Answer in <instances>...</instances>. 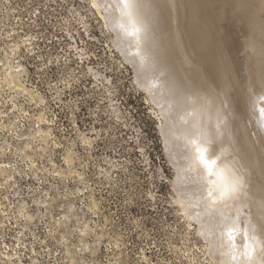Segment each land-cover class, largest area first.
Masks as SVG:
<instances>
[{"label":"rangeland","instance_id":"obj_1","mask_svg":"<svg viewBox=\"0 0 264 264\" xmlns=\"http://www.w3.org/2000/svg\"><path fill=\"white\" fill-rule=\"evenodd\" d=\"M167 1L169 25H179L177 32L171 27L182 47L178 59L187 57L180 63L192 69L198 82L197 72H202L199 84L213 94H206L210 119L201 120L199 151L205 159L215 153L236 169L232 189L210 181L212 173L193 156L198 141L186 148L188 137L177 145L165 140L160 102L144 90L148 80L138 76L139 67L124 49L128 43L133 51L137 41L116 0H0V264H224L217 237L234 232V225L237 230L245 226L246 212L257 216L255 202L246 200L245 182L230 162V150L220 147L231 136L232 149L238 148L244 158L247 142L240 130L247 127L258 157L255 165L260 166L255 171L260 168L264 177V146H259L264 145V118L259 114L264 107V0H193L195 5L190 0ZM112 20L118 21L122 39ZM194 35L211 38L216 50L210 47V60L194 47ZM127 37L132 41L125 42ZM211 56L222 57L219 68L236 77L219 69ZM210 64L218 69L211 73ZM206 79L208 85L203 84ZM213 96L217 100L212 104ZM206 142L213 154L203 146ZM190 166L196 167L194 181L181 179L178 168L187 171ZM186 198L197 200L192 201L194 209H207L208 220L212 216V235L201 229L197 214L192 217L190 211L195 210L185 208Z\"/></svg>","mask_w":264,"mask_h":264},{"label":"bare ground","instance_id":"obj_2","mask_svg":"<svg viewBox=\"0 0 264 264\" xmlns=\"http://www.w3.org/2000/svg\"><path fill=\"white\" fill-rule=\"evenodd\" d=\"M179 1V0H178ZM189 1V0H188ZM187 1V2H188ZM190 1H192L193 2V0H190ZM246 1V0H245ZM253 1V0H252ZM116 2L118 3V4H120V6L122 7L123 6V10H124V12L126 13V16H127V18L130 20V27L134 30V34H135V37H136V46L133 48V51H129V50H131V48H132V45L130 44H126L125 43V48L124 49H126V51H128V55H130V57L133 59L132 61H135L136 62V64L135 65H137V67H139V68H137L138 69V72H137V74H138V76L139 77H146V79L148 80L147 82L148 83H145V85H144V87L143 88H145L144 90H146L148 93H151L150 95H152L157 101H155V102H160V107H161V109H163V113H162V117H163V123L161 124V127H160V129H161V133H163V136H164V138H165V140L166 141H168V143L170 142H172V144H174V145H177V144H180V141H182L183 139H184V137L186 138V137H188V138H186V139H189L190 140V145L189 144H187V147L186 148H188L189 146V148H191V145H192V143H194V141L196 140V141H198V145H194V146H192L193 147V149L196 151L195 153H194V155L193 156H195L197 159H198V161H200L201 162V155H203V154H201L200 153V147H202V144L200 143L201 142V140H200V137H201V134H202V132H203V129H202V126H201V120L202 119H204L205 118V120H206V117H208L207 116V114H208V112L206 113L205 111H206V107H207V99H206V97L208 98V95L206 96V94H209L210 92H209V89L207 90V91H205L204 89H207V88H209L208 86H206V85H200L199 84V82L201 81V80H204V79H201V78H203V76H202V72H197V74L198 73H201L200 75L198 74L197 76H201V78H200V80H199V82L197 81V79L194 77L195 76V74L193 75V71H192V69L189 67V66H185V65H182L181 63H182V60L183 59H185V56L183 57V59L181 58V63H180V61H179V59H178V54H177V52H179V50H178V48H180L179 47V44H178V41L176 40L177 39V37L174 35V33H172V28L171 27H174L173 28V32H177L178 31V26H177V28H176V25L177 24H174V23H176L175 21H173V22H171V26L169 25V18H170V16H169V7H168V1L167 0H127V3H125V0H116ZM258 2V1H257ZM175 3V2H174ZM177 3V2H176ZM206 3V2H205ZM245 2H243V4H244ZM248 3V2H247ZM246 3V4H247ZM252 3H254V2H252ZM256 3V2H255ZM254 3V4H255ZM179 3H177V5H178ZM181 4V3H180ZM189 4H190V2H189ZM193 4H194V2H193ZM253 4V5H254ZM169 5H170V3H169ZM182 5H184V4H182ZM192 5V4H191ZM195 5V4H194ZM252 5V4H251ZM179 6H181V5H179ZM248 6V5H247ZM257 6H258V4H257ZM174 7H175V5H174ZM173 7V8H174ZM191 7V6H190ZM205 7H206V5H205ZM245 7V6H244ZM253 6H251V8H252ZM172 8V9H173ZM177 8H179L178 6H177ZM185 8H187V7H185ZM195 8H196V6H195ZM249 8H250V4H249V6H248V9L247 10H249ZM255 8V7H254ZM181 9H183V12L182 13H185L184 12V7L183 8H181ZM193 9V8H192ZM257 9H259V8H257ZM198 10V9H197ZM261 10V9H260ZM186 11H188V9L186 10ZM196 11V10H195ZM249 11H251V9L249 10ZM179 12V11H178ZM178 12L177 13H175V15H176V17H177V14H178ZM198 12V11H197ZM196 12V13H197ZM242 12V11H241ZM253 12V11H252ZM257 12H258V10H257ZM256 12V13H257ZM262 12V11H261ZM260 12V13H261ZM171 13V12H170ZM193 13H194V11H193ZM199 13V12H198ZM259 13V12H258ZM257 13V14H258ZM200 14V13H199ZM264 14V11L262 12V14L261 15H263ZM170 15H172L173 16V13L172 14H170ZM201 15V14H200ZM241 15H242V13H241ZM111 16V15H110ZM109 16V17H110ZM171 16V17H172ZM178 16H179V14H178ZM183 16V15H182ZM191 17H192V15H190ZM258 16H260L259 14H258ZM114 17V16H113ZM176 17L174 16L173 17V20H174V18L176 19ZM201 17V16H200ZM203 17V16H202ZM261 17V18H260ZM259 18L260 19H263V17L262 16H260ZM112 18V17H111ZM185 18H186V16H185ZM189 18V17H188ZM198 18H199V16H198ZM253 18H254V16H253ZM258 18V19H259ZM116 19V18H115ZM178 19H180V18H178ZM200 19V18H199ZM170 20H171V18H170ZM112 21H114V20H112ZM181 21H183V20H181ZM256 21H257V18H256ZM255 21V22H256ZM111 22V21H110ZM184 22H187V20H185ZM260 22H262L261 20H260ZM173 23V24H172ZM177 23H178V21H177ZM195 23H197L198 24V22L196 21ZM114 25H113V27L117 30V33L119 34V35H122V36H120L121 37V39H122V37H124V34H123V32H122V29H121V27L119 26V23H118V21H114V23H113ZM179 24V23H178ZM182 24V23H181ZM191 25V29L193 30V21H192V19L191 18H189L188 19V25ZM202 24V23H201ZM248 24V23H247ZM258 24V23H257ZM261 24V23H260ZM175 25V26H174ZM183 25V24H182ZM181 25V26H182ZM185 25H187V23H185ZM195 26V25H194ZM249 26V25H248ZM254 26V25H253ZM182 27H184V25L182 26ZM185 27H187V30H188V26H185ZM256 27H257V25H256ZM260 28H261V25H260ZM175 29H177V31H175ZM213 29V28H212ZM183 30H185L186 32H187V30H186V28L185 29H183ZM195 30V29H194ZM260 29H258V31H259ZM181 31V30H180ZM216 31V30H215ZM218 31V30H217ZM257 31V32H258ZM116 32V31H115ZM261 32V31H260ZM259 32V33H260ZM181 33V32H180ZM189 34H190V32H188ZM192 33H193V31H192ZM219 33V32H218ZM218 33L216 32V34L218 35ZM175 34H178V33H175ZM187 33H185V35L184 36H188V35H186ZM194 34V33H193ZM191 35V34H190ZM211 36H212V34H210ZM180 36V35H179ZM182 36V35H181ZM181 36H180V39H182L181 38ZM193 36V35H192ZM215 37H216V35H215ZM214 37V38H215ZM218 37V36H217ZM217 37H216V40H217ZM185 38H187V37H185ZM194 38H195V45H194V47L196 46V48H197V50H198V52H201L202 53V55H204L205 57H207V59H209L210 57H209V54H211L210 53V47L212 46V40H211V38L209 37V36H207V35H200V36H198V37H195V35H194ZM212 38H213V36H212ZM219 38V37H218ZM120 39V38H119ZM124 39V38H123ZM180 39H178V40H180ZM258 39L260 40V38L258 37ZM182 40H184V39H182ZM182 40H180L179 42H181ZM188 40V39H187ZM194 40V39H193ZM216 40H215V42H216ZM223 40V39H222ZM248 40V39H247ZM120 41V40H119ZM127 41H132V39H131V37H127L126 38V40H125V42H127ZM214 41V40H213ZM221 41V40H220ZM245 41H246V38H245ZM258 41V40H257ZM184 42V41H183ZM215 42H213V44H215ZM223 43H224V41H223ZM187 44V43H186ZM217 44V43H216ZM181 45V44H180ZM193 45V44H192ZM220 46V45H219ZM131 47V48H130ZM213 47V51L214 50H216L215 48H214V45L212 46ZM243 47V46H242ZM184 48V47H183ZM223 48V47H222ZM187 49V48H186ZM194 49V48H193ZM180 50H182V47L180 48ZM197 50H196V52H197ZM187 51V50H186ZM224 51V50H223ZM249 51V50H248ZM182 52V51H181ZM195 52V51H194ZM216 53H217V51H215ZM252 52V51H251ZM186 54H187V52H185ZM192 53V52H191ZM190 52L188 53V54H191ZM247 53V52H246ZM127 54V53H126ZM185 54V55H186ZM214 54V52H212V55ZM233 54V53H232ZM249 54V53H248ZM183 55V54H182ZM196 55V54H195ZM218 54H215V56H217ZM241 55V54H240ZM250 55V54H249ZM180 56H181V54H180ZM187 56V55H186ZM191 56H192V54H191ZM198 56H200V57H202L201 55H197V57ZM129 57V58H130ZM195 57V56H194ZM192 57V59L191 60H193V62L195 61L194 59H196L197 57ZM204 57V58H205ZM219 57V56H218ZM253 57V56H252ZM194 58V59H193ZM203 58V57H202ZM222 57H220V58H216L215 59V57L213 58V56H211V60L213 59V60H218V59H221ZM244 58V57H243ZM186 59H187V57H186ZM185 59V60H186ZM207 59H205V61L207 62ZM225 59V58H224ZM184 60V61H185ZM188 60V59H187ZM198 60H200V59H198ZM198 60L196 59V61L198 62ZM202 60H204V59H202ZM210 60V59H209ZM227 60V59H226ZM195 61V62H196ZM215 61V62H216ZM224 61V60H223ZM192 62V61H191ZM192 62V63H193ZM197 62H196V64H197ZM200 62V61H199ZM202 63H203V61H201ZM210 63H211V61H209ZM212 62H214V61H212ZM214 62V63H215ZM231 61H229L228 63H230ZM255 62V61H254ZM264 63V62H263ZM262 63V64H263ZM212 64V63H211ZM210 64V65H211ZM247 64V63H246ZM252 64H253V62H252ZM202 65V64H201ZM209 65V66H210ZM215 65H217L218 66V68L219 67H221L220 66V64H218V61H217V63L215 64ZM236 65V64H235ZM257 65V64H256ZM255 65V66H256ZM208 66V65H207ZM208 66V67H209ZM212 66L213 65H211L210 67H211V73L214 71L213 69H218V68H216L217 66H215V68H212ZM225 66V65H224ZM231 66V65H230ZM264 66V65H263ZM202 67H204L203 65H202ZM207 67V68H208ZM253 67V66H252ZM251 67V68H252ZM256 67H258V66H256ZM223 68H225V67H223ZM222 68V69H223ZM263 68L264 67H262V71L261 70H258L259 71V73L258 72H256V73H258V74H260V71H261V73L264 71L263 70ZM219 69H221V68H219ZM221 69V70H222ZM232 69V68H231ZM253 69V68H252ZM256 69V68H255ZM254 69V70H255ZM259 69V68H258ZM224 70H226V68L224 69ZM223 70V71H224ZM247 70H249V69H247ZM229 71V70H228ZM232 71H234V70H232ZM251 71V70H250ZM257 71V70H256ZM216 72V71H215ZM214 72V73H215ZM220 71H218L217 73H219ZM225 73H232V72H227V70L226 71H224ZM225 73H223V74H225ZM234 73V75H235V72H233ZM233 73H232V77H234V75H233ZM247 73H249V72H247ZM254 73V72H253ZM252 73V74H253ZM216 74V73H215ZM214 74V75H215ZM221 75H222V72L220 73ZM220 74H218L219 76H220ZM255 74V73H254ZM253 74V75H254ZM257 74V75H258ZM257 75H256V77H257ZM262 75V74H261ZM206 76V75H205ZM228 76V75H227ZM239 76V75H238ZM207 77V76H206ZM222 77H224V75L222 76ZM236 77V76H235ZM234 77V78H235ZM262 77L264 78V76H261V79H262ZM198 79H199V77H197ZM216 78L218 79V81H221V80H219V79H221V78H219L217 75H216ZM226 78V77H225ZM238 78V77H237ZM245 78H247V77H245ZM138 79V78H137ZM208 79V78H207ZM207 79L205 80V82L203 83V84H207L206 83V81H207ZM250 79V78H249ZM248 79V80H249ZM230 80H231V77H230ZM235 79H233V80H231V82L232 81H234ZM238 80V79H237ZM253 80H254V78H253ZM258 80V79H257ZM256 80V81H257ZM210 81V80H209ZM246 81V80H245ZM259 82H260V80H258ZM203 82V81H202ZM201 82V83H202ZM222 82V81H221ZM236 82V81H235ZM258 82V83H259ZM210 83H212V82H210ZM219 83V82H218ZM255 83V82H254ZM262 85H264V79H262ZM226 84V83H225ZM228 84V83H227ZM249 84V83H248ZM143 85V84H142ZM208 85V84H207ZM210 85V84H209ZM257 85V84H256ZM225 87H227L228 85H224ZM225 87H222L223 88V91L225 92V90H224V88ZM211 88V87H210ZM227 89H228V87H227ZM227 89H226V92H228L227 91ZM212 90V89H211ZM207 92V93H206ZM245 92V91H244ZM214 93V92H213ZM235 93V92H234ZM211 95H213L212 94V92L210 93ZM239 95H242V94H239ZM217 96V95H216ZM225 96H227V95H225ZM232 96H233V94H232ZM209 97H211L210 95H209ZM218 97V96H217ZM229 97V96H228ZM247 97H249V96H247ZM246 97V98H247ZM243 98H245V97H243ZM242 98V99H243ZM215 98H214V96H213V99L211 98H209V100H211V103L213 104V102H212V100H214ZM219 99V98H218ZM216 100L217 99H215V103H216ZM220 100V99H219ZM244 100H246V99H244ZM243 100V101H244ZM248 101V100H247ZM239 102V101H238ZM208 103H210V102H208ZM243 103V102H242ZM220 104V103H219ZM223 104V103H222ZM224 105V104H223ZM211 106V105H210ZM209 106V107H210ZM213 106H215V104L213 105ZM225 106V105H224ZM243 104H242V108H243ZM247 106V104H245V107ZM215 107H217V104H216V106ZM213 108V107H212ZM222 108H223V106H222ZM221 108V109H222ZM235 108V107H234ZM247 108V107H246ZM251 108V107H250ZM218 109H219V107H218ZM217 109V110H218ZM223 109H226V108H223ZM240 109V108H239ZM246 110V109H245ZM252 110H254V108H252ZM252 110H251V112H252ZM215 111V110H214ZM222 111V110H221ZM220 111V112H221ZM255 111V110H254ZM216 112V111H215ZM223 112V111H222ZM226 112V110L224 111V113ZM218 113V112H217ZM245 113H249V112H245ZM254 113V112H253ZM212 114L213 113H211L209 116H211L212 117ZM215 114V113H214ZM227 114V113H226ZM237 114V113H236ZM260 114V113H259ZM223 115H225V114H223ZM244 115V114H243ZM247 115V114H246ZM248 115H250V114H248ZM247 115V116H248ZM257 115V114H256ZM241 116V115H240ZM258 116V115H257ZM214 117H215V115H214ZM217 117H218V115H217ZM221 120L223 119L222 118V114H221ZM228 117V116H227ZM235 117H237L236 115H235ZM250 117V116H249ZM209 119H210V117H208ZM207 118V119H208ZM238 118V117H237ZM260 118V117H259ZM262 118H264V116H262ZM207 120L208 122L210 121V120ZM213 120H214V118H212ZM211 119V120H212ZM228 119H229V117H228ZM247 119H250V118H247ZM216 120V119H215ZM221 120H219L221 123H222V121ZM231 120V119H230ZM261 120V121H260ZM260 120H258V121H260V123L261 122H264V119L262 120V119H260ZM238 121V120H237ZM254 121V120H253ZM219 123V122H218ZM232 123V122H231ZM241 123V125H242V122H240ZM223 124V126H221V127H223V129H224V123H222ZM221 124V125H222ZM255 124V123H254ZM257 124V123H256ZM205 125V124H204ZM204 125H203V127H204ZM218 125H220V124H218ZM251 125H253L252 123H251ZM210 126V125H209ZM209 126H208V128L207 129H209ZM216 126V125H215ZM253 126H256V125H253ZM258 126H260L259 124H258ZM264 126V125H263ZM240 127V126H239ZM241 127H243V126H241ZM240 127V128H241ZM245 127V126H244ZM219 128V127H218ZM218 128H217V130H218ZM229 128V127H228ZM247 128V127H246ZM246 128H241V130H240V132H241V134L245 137V139H243V140H245L247 143L246 144H248V145H246L245 144V146H246V148H245V151H246V160H245V157L243 158L242 157V155L238 152V151H236V149H238V148H236L235 150H233L232 149V147H231V144L232 143H230V141H229V139H231V136H229V138H226V136H227V134H229V133H232L231 131H228L227 132V134H226V136L225 137H223V135L220 137V138H222L223 137V141H225L224 140V138H226V141L225 142H222V148L220 147V146H218V147H220V149H223V151L224 152H226V151H228V150H230V152H231V155H230V162H232L234 165H233V167L234 166H236V168L238 169V172H239V174H238V176H240L239 178L241 179V180H244V182H245V186L244 187H246L245 188V190H246V192L245 193H247L248 194V196H247V199L246 200H248V201H252V202H255V204H254V206L253 205H251V206H253L254 208L253 209H255V211H253L254 212V214H255V212H257V216L256 217H252V215L250 214V213H247L246 212V214H244L245 215V220H246V222H247V224L244 226V224L241 226V228H240V230H237V228H235V225L234 226H232L231 224V226H232V229H234L235 231L233 232V230H229V231H227V233H226V235L225 234H221V235H219L218 237H217V241H218V243H219V245H221L222 246V248H221V255H222V262L224 263V264H264V229H262L261 228V225H264V180H263V178L259 175V172H260V174H261V172L262 171H260L259 169H258V173H257V170L255 171V169H257L256 167H260V166H257V165H255L257 162H256V154H255V152H254V147L255 146H253V149H252V147H251V144H250V140H249V136H248V134H247V129ZM252 128V127H251ZM259 128H261V127H259ZM206 129V130H207ZM226 129V128H225ZM224 129V130H225ZM249 129V128H248ZM253 129H254V127H253ZM211 129H209V131H210ZM251 130V129H250ZM261 130V129H260ZM263 130V129H262ZM261 130V131H262ZM209 131H207V132H209ZM219 131H221V128L219 129ZM260 131V132H261ZM206 132V131H205ZM212 132H213V130H212ZM223 132V131H222ZM255 132H258V129H257V131L256 130H254V134H255ZM211 133V132H210ZM262 133H263V131H262ZM209 134V133H208ZM207 134V136L208 137H210V135H208ZM224 134V133H223ZM261 134V133H260ZM225 135V134H224ZM229 135H231V134H229ZM234 135H235V132H234ZM256 135H257V133H256ZM195 136L197 137L196 139H195ZM232 136H233V134H232ZM259 135H257V136H255V137H257V139L259 138L258 137ZM264 136V135H263ZM228 137V136H227ZM241 138V137H240ZM262 138V137H261ZM202 139V138H201ZM216 139V138H215ZM234 139V138H233ZM251 139V138H250ZM260 139V138H259ZM208 140V139H207ZM220 140V139H219ZM241 140V139H240ZM262 140V139H261ZM261 140L259 141V142H261ZM195 141V142H196ZM200 141V142H199ZM214 141V140H213ZM255 141H257L256 139H255ZM187 142V141H186ZM192 142V143H191ZM205 142V141H204ZM231 142H232V140H231ZM259 142H257V143H259ZM170 143H169V145H170ZM207 143V142H206ZM209 143H210V141H209ZM224 143V144H223ZM242 143V142H241ZM171 144V145H172ZM169 145H168V147H169ZM208 145V143L207 144H205V145H203V146H207ZM212 145V144H211ZM217 145V140L215 141V146ZM218 145H220V144H218ZM238 145V144H237ZM236 145V146H237ZM259 146L260 147H262V146H264L263 144L262 145H260L259 144ZM171 147V146H170ZM173 147V146H172ZM183 147V146H182ZM207 147H209V146H207ZM213 147V146H212ZM217 147V146H216ZM240 147H241V145H240ZM243 147V146H242ZM241 147V148H242ZM259 147V148H260ZM200 148V149H199ZM257 148H258V146H257ZM263 149L262 150H260V149H258V150H260L262 153L264 152L263 150H264V147H262ZM204 149V148H203ZM209 149H210V151H211V153L213 154V152H212V149H211V147H209ZM213 149H215L216 150V148H213ZM217 149H219V148H217ZM182 150V149H181ZM208 150V149H207ZM169 151V150H168ZM170 151H172V149L170 150ZM185 151V150H184ZM189 152H192V151H190V149L188 150ZM210 151H207V152H209V154H210ZM217 151V150H216ZM239 151H241V150H239ZM203 152V151H202ZM242 152H244V151H242ZM260 152V153H261ZM170 153V152H169ZM174 153V152H173ZM177 153V152H176ZM219 153H220V151H219ZM219 153H217V154H219ZM261 153V154H262ZM172 153H170V155H171ZM186 154H188L187 153V151H186ZM192 154H193V152H192ZM221 154V153H220ZM220 154H219V156H220ZM264 154V153H263ZM175 155V154H174ZM205 155V154H204ZM215 153L213 154V156L211 157V158H207L209 161H210V163H211V171H209L210 173H212V178H210L211 180L210 181H212V179H213V181H214V179L215 180H217V185L218 186H221L220 188H222V189H224V186H225V184H227V186L228 187H226L227 189L230 187V186H232V184H233V182H231V176H232V174L233 175H235L234 174V171L236 170L235 168V170L233 171V169H232V167L230 166L229 167V163H228V161L226 162L225 160H223V161H220V159H219V157L217 156V155H215ZM186 156H188V155H186ZM209 157H210V155H208ZM244 156V155H243ZM171 157H173V156H171ZM176 157H177V155H176ZM207 157V156H206ZM216 157V159H214ZM221 157V156H220ZM261 157V156H260ZM259 157V158H260ZM178 158V157H177ZM180 158V157H179ZM258 158V157H257ZM191 159V158H190ZM189 159V160H190ZM189 160L187 159V164H189ZM222 160V159H221ZM213 161H215L216 162V164H215V166H214V168L215 169H212V166L214 165V163L215 162H213ZM220 161V162H219ZM260 161V160H259ZM184 162V161H183ZM219 162V163H218ZM261 162V161H260ZM193 163V162H192ZM197 163V162H196ZM228 163V164H227ZM262 163V162H261ZM261 163H259V164H261ZM185 164V163H184ZM191 164V163H190ZM194 164V163H193ZM202 164V163H201ZM258 164V163H257ZM181 164H179V166H180ZM178 166V165H177ZM197 166V165H196ZM256 166V167H255ZM218 167L220 168V169H218ZM224 167V168H223ZM224 169V171L223 170H221V169ZM188 169V168H187ZM195 169H196V167L193 169V167L192 166H190V168H189V170H185L183 167H181V168H178V170H179V175H180V177H181V179H183L184 180V178H182V177H186L188 180H189V178L191 179V180H193L194 179V175H196V173H195ZM201 169V168H200ZM208 169V168H207ZM198 170V169H197ZM209 170V169H208ZM200 172V171H199ZM178 173V172H177ZM198 173V172H197ZM235 173L237 174V172L235 171ZM200 174H202V173H199V174H197V175H199L200 176ZM178 175V174H177ZM176 175V176H177ZM222 176H223V178H226V180H227V182H226V180L224 179H222ZM180 177H176V178H179L180 179ZM232 177H234V176H232ZM197 178V177H196ZM199 178V177H198ZM237 177H235V178H232V179H236ZM178 179V180H179ZM175 180V179H174ZM194 181V180H193ZM192 181V182H193ZM184 183H182V184H186L185 182L186 181H183ZM190 182V181H189ZM241 181L239 180V183H240ZM179 183V182H178ZM194 183V182H193ZM211 183V182H210ZM213 183V182H212ZM238 183V182H237ZM187 184H188V182H187ZM214 184V183H213ZM213 184H211V185H213ZM230 184V185H229ZM180 185V184H179ZM240 185H242V182L240 183ZM214 186V185H213ZM236 186V185H235ZM178 187H180V186H178ZM186 187V186H185ZM233 187V186H232ZM237 187H238V185H237ZM236 187V188H237ZM240 187H242L243 188V186H240ZM195 188V187H194ZM231 188V187H230ZM242 188L240 189L241 191H242ZM200 189V188H199ZM232 189V188H231ZM231 189H230V193H234V192H231ZM238 189V188H237ZM177 190V189H176ZM190 190V189H189ZM192 190V189H191ZM218 190V189H217ZM236 190V189H235ZM180 191H182V190H180ZM183 191H184V189H183ZM182 191V192H183ZM237 191V190H236ZM187 192H188V190H187ZM191 192V191H190ZM243 192V191H242ZM181 193V192H180ZM182 194V193H181ZM188 194V193H187ZM187 194H185L186 196H187ZM222 194V193H221ZM238 194V193H237ZM246 194V195H247ZM180 194H178V196H179ZM192 195V194H191ZM191 195H189L190 197H191ZM231 195V194H230ZM235 195V194H234ZM185 196V197H186ZM180 197V196H179ZM178 197V198H179ZM189 197V198H190ZM196 197V196H195ZM225 197V196H224ZM227 197V196H226ZM231 197H234V196H232L231 195ZM183 198V197H182ZM192 198V197H191ZM234 198H237V197H234ZM245 198H246V196H245ZM244 198V199H245ZM181 199V198H180ZM179 199V200H180ZM187 199V198H186ZM196 199V198H195ZM223 199V198H222ZM230 199H232V198H230ZM229 199V200H230ZM239 199L240 198H238V200L237 201H239ZM200 200V199H199ZM245 200V201H246ZM181 201V200H180ZM183 201V203L185 202V208L186 209H190L193 205H192V201H194V200H192L191 201V199H187V200H182ZM194 202H196V204H198L197 203V200L196 201H194ZM220 202V201H219ZM232 202H233V200H232ZM231 201H229V203H232ZM240 202V201H239ZM242 202V201H241ZM199 204H200V202H199ZM218 204V203H217ZM223 204V203H222ZM227 204H228V202H227ZM244 204V203H243ZM246 204V203H245ZM249 204H250V202H249ZM183 205V204H182ZM219 205H221V204H219ZM224 205V204H223ZM223 205H221V206H223ZM236 205H239L240 207H241V205L239 204V203H237ZM250 206V205H249ZM225 207V206H224ZM193 208V207H192ZM205 208V207H204ZM218 208H219V211H220V206H218L217 207V209L216 210H218ZM237 208H239V207H237ZM251 208V207H250ZM184 209V208H183ZM194 209V208H193ZM214 209H215V207H214ZM195 211H190V214L192 215V217L193 216H195L196 214H197V216H198V218H197V216H196V218L199 220V226H201V229H204L205 230V234H210L211 232L209 231V228H211V226H210V221H211V218H212V216H210L211 218H209L210 220H208V216H207V214L208 215H210L209 213H207V209L205 210V209H201V210H197V209H194ZM213 210V209H212ZM235 210V209H234ZM240 210V209H239ZM184 211H185V209H184ZM188 211V210H187ZM186 211V212H187ZM210 211V210H209ZM208 211V212H209ZM230 211V210H229ZM248 211H250V209L248 210ZM252 211V210H251ZM250 211V212H251ZM215 212V211H214ZM231 212V211H230ZM233 212V211H232ZM243 212H245V211H243ZM211 213V212H210ZM217 213V212H216ZM242 213V212H241ZM190 214H189V216H190ZM225 215H226V213H224ZM253 214V213H252ZM232 215V214H231ZM256 215V214H255ZM218 216H219V214H218ZM231 218H233V216H230ZM224 218V217H223ZM226 218V217H225ZM228 218V217H227ZM221 219H222V217H221ZM229 220H230V218H228ZM213 220V219H212ZM228 220V221H229ZM233 219H231V221H232ZM244 220V221H245ZM216 223H217V221H215ZM224 222V221H223ZM225 222H226V220H225ZM246 222H244V223H246ZM253 222V223H252ZM232 223V222H231ZM236 223V222H235ZM213 224V223H212ZM219 224V223H218ZM240 225V224H239ZM213 226V225H212ZM230 226V227H231ZM229 227V228H230ZM257 227V228H256ZM213 228V227H212ZM212 228H211V230H212ZM215 229V228H214ZM221 233H222V231H221ZM234 234V235H233ZM210 235H212V234H210ZM209 235V236H210ZM214 236L215 235H213V238H214ZM216 241V240H215ZM216 241V242H217ZM249 246H251V247H249ZM255 249L254 251L252 250V249Z\"/></svg>","mask_w":264,"mask_h":264},{"label":"snow or ice","instance_id":"obj_3","mask_svg":"<svg viewBox=\"0 0 264 264\" xmlns=\"http://www.w3.org/2000/svg\"><path fill=\"white\" fill-rule=\"evenodd\" d=\"M125 3H127V0H125ZM261 99H264V97H261ZM253 107H255V104H253ZM259 113L261 116H264V107L259 109ZM201 163H203L209 169V171H211V163H209V161L205 159L203 155H201ZM222 195H227V193H222ZM261 228L264 229V225H261ZM252 250L254 251L255 249L253 248Z\"/></svg>","mask_w":264,"mask_h":264}]
</instances>
